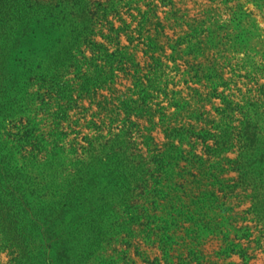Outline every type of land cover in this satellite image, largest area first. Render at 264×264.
<instances>
[{
    "label": "rangeland",
    "instance_id": "374dc122",
    "mask_svg": "<svg viewBox=\"0 0 264 264\" xmlns=\"http://www.w3.org/2000/svg\"><path fill=\"white\" fill-rule=\"evenodd\" d=\"M30 1L27 11L16 0H0V64L15 69L63 39V49L55 45L53 52L66 58L71 50L74 57L46 63L71 95L45 101L40 80L18 97L0 91V178L19 186L44 227L38 250L24 257L0 232V264H169L180 256L192 264H264V113L245 104L247 113L235 122L247 132L258 125L257 141L246 132L245 147L210 152L182 133L168 140L161 119L164 112L173 124L205 126L221 105L209 97L218 76L233 78L226 93L235 101L257 86L250 78L264 83L255 68L264 63V0ZM48 1L58 5L51 16L44 15ZM67 17L76 29L71 37H63ZM109 22L122 30L120 46L105 38ZM92 30L115 51L107 61L91 64L81 54L91 56L80 38ZM133 55L156 69L165 88L152 92L147 105L134 85ZM77 68L92 85H81ZM103 95L108 104L100 102ZM176 100L184 104L180 112ZM145 136L165 151L174 144L173 154L160 163ZM191 139L204 165L186 154ZM218 221L236 227L228 239L216 231ZM52 241L63 251L48 261L42 250ZM233 243L244 255L231 250Z\"/></svg>",
    "mask_w": 264,
    "mask_h": 264
},
{
    "label": "trees",
    "instance_id": "16d2710c",
    "mask_svg": "<svg viewBox=\"0 0 264 264\" xmlns=\"http://www.w3.org/2000/svg\"><path fill=\"white\" fill-rule=\"evenodd\" d=\"M62 4L61 2L57 3ZM16 5L21 6L24 9L30 11L31 8V1L30 0H16ZM54 6L52 7L51 1L47 2V6H45L44 15H53L57 12L56 8L58 7ZM16 6V7H17ZM69 9V10H68ZM106 9V8H105ZM18 10V9H17ZM63 10L66 11L69 15H73L75 10H70L69 5L64 4ZM19 12V11H18ZM91 14H95L96 10L90 12ZM106 10H104L103 17H106ZM40 23L41 20H40ZM72 20L70 18H66L65 23V30L63 32V37L70 34V37L73 36L76 32V29L71 28ZM109 33L105 36L106 40L109 42H112L114 39L117 41L118 46H120L121 42V28L115 27V25L112 22H109ZM46 25V24H44ZM52 26V24H49L47 26V29ZM43 28L45 26H42ZM49 34H51V30H49ZM95 34V31L92 30L89 37L80 38L82 41V44L87 46L91 50V56H87L83 51L81 54L85 56V60L91 64H95L98 60H106L111 58L115 51H111L109 48V45H107L106 42L99 41L93 37ZM113 40V41H114ZM63 39H60L58 43L55 45L57 48L63 49ZM50 41L47 44V48H39L41 51H44L41 54H36L33 57H27L22 59L19 63L17 68L12 70H7L5 66H2L0 64V91L4 94L11 93V91L15 94V97H18L20 94L28 93V87L30 85H34L35 82L33 81H42L43 83L40 85V88H46L44 93V100L47 101V98H56L57 101L63 100V98L69 94V91H66L65 88L68 85L67 81H63L62 79L58 78L57 70L53 66H48L46 63L47 59H56L55 62H62V64H66L67 62L65 59L67 57L73 58L74 53L69 50V55L65 58L64 56L59 55L61 50H58L56 53L53 52V48L55 45H50ZM134 55L131 57V62H133V66L135 67V86L139 88L138 94H140V100L144 105H147L149 102V99L155 98V96H152V92H161L164 91L165 88H162L159 83V75L156 72V69L153 67L151 69H148V66L141 65L140 62L135 61ZM52 61V60H50ZM259 71L264 72V63L256 65L255 67ZM147 70V71H145ZM78 72V77L82 81L80 82L82 86H90L92 85L88 79L85 78V74L82 72L81 68H77L76 70ZM218 80L213 79V87L211 91L209 92L210 98H220L221 105H218L215 110L217 112L216 117H213V119H209L206 121L205 126L200 127L199 124H189V125H182L180 126L178 123L173 124V122L166 120L167 115L162 112V125H163V131L166 135V138L168 140L174 139L179 134H183L186 136V138H193V139H201L204 143V146L208 150V152L222 149L223 147L227 149H232L236 145H239V147H245V144L247 141H250L252 139L253 142L257 141V134H259L260 128L258 125L254 124L251 126H248L247 128L250 130L247 132L244 129H241L238 125L235 124L236 121H238V115L239 114H246L245 107L246 105H253L255 108L254 113H264V83L259 84L258 77H252L250 78L252 83L256 84L257 86L250 87L247 89V93L242 94V99L240 101H235L233 99V96L235 94L233 93H226V90H230V84L234 82L233 78H231L229 81L222 78V76L217 77ZM23 82L21 83V81ZM4 82H7L4 84ZM10 82L12 84H10ZM234 84V83H233ZM223 86L224 90L219 91V87ZM99 86H97L98 88ZM68 88V86H67ZM90 88V87H89ZM92 88V87H91ZM90 88V90H91ZM94 88V87H93ZM26 89V90H23ZM87 90V89H86ZM7 91V92H6ZM238 91H242L240 88H238ZM29 95V94H28ZM103 100H100L102 103H109V99L106 95H103ZM176 99V98H174ZM137 101V100H134ZM177 111L180 112L183 110L184 104L181 105V102H174ZM246 104V105H245ZM260 107V110L257 108ZM113 112V111H112ZM208 115L211 116V113L208 112ZM195 117L196 121H200V118L198 116ZM247 132V136H246ZM249 133V134H248ZM146 137V136H145ZM152 136H147L145 143L147 144L149 148V152L152 153V156H160V163H163V159L165 156H171L173 154V148L174 144L170 146L168 150H162L158 148V146L151 147V140ZM213 143H210L212 142ZM169 143H165L164 146H168ZM189 145L191 146L190 150L186 154H190L192 156L197 157V160L199 161L200 165H204L205 160L202 156L196 154V142L192 141V139L189 141ZM172 148V149H171ZM183 151V150H182ZM184 155L179 156L180 159L183 158V160H187L188 158H184ZM150 157V158H151ZM189 167V163L184 167L187 169ZM201 167V166H200ZM191 169V167H190ZM188 169L187 171H190ZM166 171V170H165ZM0 232L4 231V233H8V239H12L13 243L12 246H15L12 249V253H19L23 252L20 257H24L28 254L34 253L36 250V245L40 243V241L43 239V232L44 227L41 223H39L38 219H35L33 216V211L31 208V203L28 200V198L25 196V193L12 181L7 180L5 174H1L0 178ZM199 220V219H198ZM228 224L223 225L220 224L219 221L216 223V230L218 233H223L226 236V239L230 237V234L236 227H233L231 222L226 221ZM220 224V225H219ZM220 226V228L218 227ZM220 229V230H219ZM225 229V230H224ZM80 230V229H79ZM241 230H237L236 236H239V232ZM39 237H36L35 235ZM234 245L231 250L238 251L241 253V255H244V252L242 248L240 249L239 244L233 243ZM74 248V246H73ZM63 251V249H60L57 247V243H54L52 241L50 244H45L43 247V254L44 257L48 261H52V255L51 253L53 251H56L57 254H59ZM168 260V258H167ZM169 264H192V259H188V256H180L179 260H169ZM198 264H201L199 261Z\"/></svg>",
    "mask_w": 264,
    "mask_h": 264
}]
</instances>
